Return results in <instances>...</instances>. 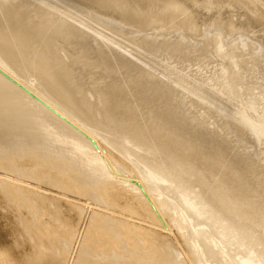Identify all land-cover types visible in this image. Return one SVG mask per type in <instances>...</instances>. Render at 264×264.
<instances>
[{"label":"bare ground","instance_id":"bare-ground-1","mask_svg":"<svg viewBox=\"0 0 264 264\" xmlns=\"http://www.w3.org/2000/svg\"><path fill=\"white\" fill-rule=\"evenodd\" d=\"M262 2L0 0V264H264L262 162L230 141L263 140L264 88L175 66L264 60Z\"/></svg>","mask_w":264,"mask_h":264},{"label":"rangeland","instance_id":"rangeland-1","mask_svg":"<svg viewBox=\"0 0 264 264\" xmlns=\"http://www.w3.org/2000/svg\"><path fill=\"white\" fill-rule=\"evenodd\" d=\"M32 1H33V0H32ZM259 1L262 2L263 0H259ZM262 4L264 5V2H262ZM206 20H207V21H206ZM206 20L203 22L204 24H206V25L212 24V22H211L210 20H208V19H206ZM218 25H220V24H218ZM222 26H223V25H222ZM218 27H219V26H218ZM218 27H215V28H218ZM220 27H221V25H220ZM203 29H206V28L203 27ZM219 29H220V30L222 31V33L224 34V35L221 34L220 37H222L223 39H225L226 37L224 38V36H225V35H229V34H227L226 31L224 32V30H225L224 28L221 27V28H219ZM222 29H223V30H222ZM230 35H231V34H230ZM235 35H236V34H235ZM232 36H233V34L231 35V37H232ZM214 37H215V36H214ZM227 37H229V36H227ZM169 38H170V37H169ZM229 38H230V37H229ZM233 38H234V37H233ZM235 38H236V37H235ZM247 39H248V37L246 38V41H247ZM225 40L227 41V42H226V41H225V42L228 43V38L225 39ZM248 41H249V40H248ZM230 42L233 43L234 40H233L232 38H231V41L229 40V47H231V46H232V47H233V46H234V47H241V46H240V45H241V42L239 43V41H236V42H235V45H233V44L231 45ZM237 42H238V44H240V45L236 46V43H237ZM248 43H249V42L246 43L248 48L250 47V46H249L250 44H251V46H255V43L253 44L251 41H250V44H248ZM230 45H231V46H230ZM225 46H227V44L223 46V47H224V50H226L225 48L228 47V46H227V47H225ZM212 47H213V46H212ZM232 47H231V48H232ZM234 47L232 48V50L234 49ZM242 47H243V46H242ZM247 47H246V50H249ZM231 48H228V49H231ZM253 48H254V47H253ZM255 48H256V47H255ZM214 49H215V48H214ZM228 49H227V51H228ZM235 50L239 52V53L236 52L237 54H240V53L243 51L241 48H240V50H239V49L237 50V48H235ZM241 50H242V51H241ZM252 50H253V49L251 48V51H252ZM254 50H255V49H254ZM222 51H223V49H222ZM230 51H231V50H229V52H230ZM251 51L249 50L250 53L247 51L249 54H245V53H244V54L246 55V56H245L246 58H245L243 55L241 56V54H240L241 57H238L239 55H237V58H238V59H236V60H237L239 63L242 62V63H240L241 65L244 64L245 66H247V65L249 64L247 67H244V66H240V65H239V66H238V69L235 70V72H238L239 75H241V76H235V75L232 74V72H230L231 74H228V73H227L228 75L226 74V75L222 76L223 78H221V74H220V76H219V73H220V70H221V69L218 67V66H220V62L217 63V61H216V60L219 61L221 58L218 59V56H217V58H216V52H215V61H216V62H211V61H210V63H209V62H203V61H202L203 63L200 62V64H198V63H197L198 61H195V62L190 63V64H183V66H181V67H178L177 65H175V66H176V69H177V72H178V73H179V72H183V73H179V74H182V76H183V75L186 76V75H188V74L193 73V75L191 74L192 76L190 75L191 78H190V77L187 78L188 81L191 80L190 82H192V81L197 82L196 80H199V79L201 80V78H202L203 80H201V81L199 80L200 82H202V81H204V80H205V81H210L208 84H209L211 87L208 86L207 82L204 83V84L207 85V87H209V88H208L209 90H208L206 87H205V88L203 87L204 90H206L207 92L210 91L211 88H212V90H211L210 92H208V94L211 93V92L214 93V94H211V95H215V94L220 93V92H218V91H219L218 89H217V93H215V92H214V91H215V88H214V86H213V85L216 84V82L218 81V79H219L220 81H222V80H224V79H227V80H231V79H232V80H237L238 87L243 91V93H244L245 95H249V94H252V92L247 91V90H249V88L247 89V87L252 86V83H253V84H254V83H257V84H260V85L264 83V71H263V69H264V67H263V66H264V62H263V64H262V61H264V60H262L263 58H262V59L255 60V62L258 63V65H261V64L263 65V66H262V65L260 66V67H262V68L259 67V69H255V68H257V67L254 66V67H253L254 70H252L251 67H252V65H255V62L253 63V61H252V62L249 63V62L245 61V59H247L248 57H250V56H249L250 54H251V55L253 54ZM218 52H219V51H218ZM223 52H225V51H223ZM233 52H235V51H233ZM243 52H246V51H243ZM213 53H214V52H213ZM220 53H221V52H220ZM236 53H231V52H230V54H233V55H231V56H234V57H233L234 60H235V58H236V56H235ZM221 54H222V53H221ZM219 57H220V56H219ZM242 57H244V58H242ZM254 57H256V56H254ZM222 58H223V57H222ZM239 58H241L242 60H240ZM251 58H253V56H251L250 58H248V59H250V60H248V61H251V60H252ZM256 58H257V57H256ZM256 58H255V59H256ZM231 59H232V58H231ZM212 60L214 61L213 57H212ZM236 60H235V61H236ZM253 60H254V58H253ZM260 60H262V61H260ZM224 61H225V60H224ZM224 61H222L221 63H224ZM227 61H228V59H227ZM243 61H245V62H243ZM257 61H260V63L257 62ZM246 62H247V63H246ZM206 63H207V64H206ZM214 63H216V64H214ZM225 63H227V62L225 61ZM239 63L236 62V64H239ZM163 64H165L164 61H163ZM166 64H169L170 66H172V64H170V63H167V62H166ZM251 64H252V65H251ZM185 65H186V66H185ZM258 65H257V66H258ZM164 66H165V65H164ZM164 66H163V68H164ZM200 66H201V68H199ZM207 66H210V67H207ZM211 66H213V67H212L213 69H214L215 67H216L215 69L218 68V70H215V69L213 70V69H211ZM165 67H169V66L166 65ZM220 67H221V66H220ZM239 67H240V68L243 67V70H241L242 68L239 69ZM232 69H233V68H231L230 70L233 71ZM255 70H256V71H255ZM260 70H262V71H260ZM213 71H215V72H213ZM217 72H218V73H217ZM257 72H258L259 74H258ZM261 72H263V73H261ZM184 73H185V74H184ZM255 73H257L258 75L255 74ZM83 75H84V73H82V76H83ZM85 75L87 76V73H86ZM85 75H84V76H85ZM229 75H231V77H230ZM84 76H83V77H84ZM188 76H189V75H188ZM260 76H261V77H260ZM83 77H82V78H83ZM89 77H90V75H88L86 78L89 79ZM194 77H196L197 79L195 80ZM212 77H214V78H212ZM239 77H240V80H239ZM255 77H257V78H255ZM189 78H190V80H189ZM220 78H221V79H220ZM228 78H231V79H228ZM262 78H263V79H262ZM163 79H164V78H163ZM192 79H194V80H192ZM206 79H207V80H206ZM210 79H212V81H211ZM257 79H258V80H257ZM259 79H261V80H259ZM86 80H87V79H85V77H84L85 85L87 84V82L90 81V80H87V82H86ZM164 80H165V79H164ZM164 80H163V83L165 82ZM214 80H216V81H214ZM199 81H198V82H199ZM194 82H193V83H194ZM198 82H197V83H198ZM165 83H166V82H165ZM166 84H167V83H166ZM166 84H165V87H167V85H168L167 88L169 89V88H170V87H169L170 84H167V85H166ZM257 84H255V85L258 87V89H259L260 91H259L258 89H257V91L254 90V91H255L254 93L257 94V95H259V93H262V92H263V90H264L263 88H264V87H263L262 85L260 86V85H257ZM88 85H89V83H88ZM199 85H200V84H199ZM86 86H87V85H86ZM200 86H201V85H200ZM167 88H166V89H167ZM172 88H174L173 85L171 86L170 89H172ZM195 88H196V87H195ZM200 88H202V87H200ZM200 88H196V91H198ZM203 88H202V89H203ZM170 89H169V90H170ZM174 89H175V88H174ZM174 89H173V90H174ZM176 89H177V88H176ZM176 89H175V91L172 92L173 94H171V92H170L171 90L169 91L170 96H172V95H174V94H176V93H177L178 95H181L182 93H184V94H189L188 92L185 93L184 90H183L184 92H181V94H180V92L178 93ZM181 89H182V88H181ZM262 89H263V90H262ZM178 91H180V88H178ZM206 91H204V92H206ZM261 91H262V92H261ZM221 93H222V92H221ZM191 94H192V93H190L188 96H191V98H193V100H196L197 102H202L201 100H200V101L197 100V98H196L197 96H196V95H191ZM206 94H207V93H206ZM178 95H176V96H178ZM182 95H183V94H182ZM219 95H220V97H219ZM174 96H175V95H174ZM174 96H173V98H174ZM176 96H175V97H176ZM186 96H187V95H186ZM186 96H182V98H184V97H186ZM223 96H225V94H223L222 96H221V94H218V96L216 95L217 98H218V97H219V98H222ZM212 97H213V96H212ZM212 97H211V98H212ZM225 97H226V96H225ZM173 98L171 97L170 99H173ZM182 98H181V99H182ZM189 98H190V97H189ZM189 98L186 97V98H184V99L187 100V99H189ZM191 98H190V99H191ZM209 98H210V97H209ZM219 98H218V99H219ZM175 99H176V100H175ZM178 99H179V102H181L180 97H178ZM178 99H177V98H174V99H173V103L175 102V103H176L177 105H179V106H178V107L174 106L175 103L173 104V106L176 107V110H177V111H179V112H181V114H183L182 110L180 111L179 108H184V107H185L184 109L187 110V109H186V108H187L186 106H187L189 103L186 104L187 102L185 103V100L182 99V100H183L182 103H183V104H184V103L186 104V105L183 106L182 103H181V104H182V105H181L180 103H177V102H176V101H178ZM224 99H225V98H224ZM224 99H223V100H224ZM237 99L239 100V98H232L231 101L225 99V103H227V101H229L228 104H227V107H228V105H229V107H230V109H229V107H228V108L226 109V111H231L232 109L235 110V109H238V108H239V109L243 108V109H246L245 111H247V106H246V104L241 103V102H240L241 99H240L239 101H238ZM191 100H192V99H191ZM191 100H190V101H191ZM210 100H211V99H210ZM187 101H188V100H187ZM190 101H188V102H190ZM237 101H238V102H237ZM241 101H242V100H241ZM204 102H205V101H204ZM204 102H202V103H198V104H201V106H203V105L205 104V108H207V109H209V110L212 109V110H214V112H215V114H213V111H212V113H210L209 115H212V114H213V115H218V116L216 117L217 120H219V119L226 120L225 123H223V122H224L223 120H222L223 122L220 120V121H217V122H215V123H211V120H210V119H211V116H210V119H209V117L207 116L208 118H206V119L210 120V123H211L212 125H215L216 123L218 124V123H220V122H221V124H224V125H225V126H222L223 128H224V127L226 128L227 125H228V126L230 125L229 127L227 126V127H228L227 131H229V130H230L229 128H230L231 126L235 125V123L238 122V121L236 122V121L234 120V118L232 119L231 117H229V116L227 115L228 118H229V120H230V121H229L230 124H228V122H227V119H228V118L224 117L225 114H222V113H225V112H222V111H221V112H222V113H221V112H219L220 110L218 111V109H214V107L212 108L208 103H206V102L204 103ZM262 102H263V101H262ZM263 103H264V102H263ZM244 105H245V106H244ZM262 105H263V104H260V105H259L260 107H258V108H260V109L257 108V113H255L254 111H249V112L247 111L248 114H251V115H253V116L257 115L259 112H261V111H259V110L262 109V108H261ZM180 106H182V107H180ZM228 109H229V110H228ZM183 111H184V110H183ZM188 111H189V110H187V112L184 111V114H183V115L186 116V117L183 116V117L186 118V120L188 119L189 114L191 115V113H188ZM210 112H211V111H210ZM185 113H188V115L185 114ZM220 113H221V114H220ZM219 114L221 115V118H219ZM176 116H178V115L176 114ZM187 116H188V117H187ZM181 117H182V116H181ZM191 117H192V116H191ZM214 118H215V117L212 116V119L215 121L216 119H214ZM179 119H181V118H179ZM231 119H232V120H231ZM208 120H207V121H208ZM213 120H212V122H214ZM182 121L185 122L184 120H182ZM208 123H209V121H208ZM211 124H210V125H211ZM226 124H227V125H226ZM238 124H239V122H238ZM238 124H236V126H237ZM210 125H209V126H210ZM219 125H220V124H219ZM216 126H217V125H215V128H213L214 130L212 129L214 132H215V131L218 132V130H219V129L216 130ZM238 126H239V125H238ZM240 126L242 127L243 125L240 124ZM217 128H218V127H217ZM243 128H244L243 130H242V129H240V130H241V131H245L246 126L243 127ZM248 128H249V127H248ZM248 128H246L247 131H249ZM220 129H222V128H220ZM220 131H221V133H222L223 131H225V129H224L223 131H222V130H220ZM250 131H251V130H250ZM250 131H249V132H250ZM217 132H215L216 135H218ZM225 132H226V131H225ZM225 132H223V133H225ZM249 132H248V134H249ZM219 133H220V132H219ZM221 133H220V134H221ZM223 133H222V134H223ZM226 133H227V132H226ZM226 133H225L224 135H228V133H227V134H226ZM245 133H247V132H244V134H245ZM233 134H234V135L231 134V136H232V140H234V138H235V139L237 138L236 141H235V140H234V141L230 140V139H229L230 137L227 139V137L230 135V131H229V135H228V136H225L224 139L226 138L227 141L230 140L231 142H235V143L232 144V145H231L229 142H226V143H229V144L231 145V147L234 146V145H236V144H238V145L240 144V145H239L240 148L238 147V145H236V146L238 147V150H239V152H240L241 155H243V154H245V153H250L251 155L253 154L251 157H255V159H258V160H256L257 162H258V161H260V163L262 162V163H261V165H262V169H261V165H260L259 162L256 163V165L258 164L257 167H258L259 165H260V167L255 169V168H254L255 166H254L253 168H254V171H255V172H257L259 169H261L262 171H260V173H256V174L259 175V174L262 173V174H263L262 178L264 179V137H263L264 135H260L261 137H263V140L260 139L261 142H259V143L257 144L256 141H254V142H256V143H252V139H253V137H250V138H252L251 140H250V138L247 139L246 137H248V135H246V137L243 136V137L245 138V142H243V140H242L243 143H240L241 141L239 142L238 139H240L241 137H240V138H238V137H234V136H239V135H236L235 132H234ZM244 134H243V135H244ZM224 135H223V136H224ZM252 135H253V134H251V136H252ZM219 136H220V135H219ZM219 138L222 139V137H219ZM254 138H255V137H254ZM241 139H242V138H241ZM246 139H247V140H246ZM253 140H255V139H253ZM230 145H229V146H230ZM237 147H234V149H236ZM243 148H244V149H243ZM234 149H233V150H234ZM230 151H232V150H230ZM233 152H234V151H233ZM235 152H237V150H236ZM239 152H237V153H238L237 155H239ZM244 152H245V153H244ZM250 154H246V155H250ZM239 157H241V156H239ZM242 157H243V159H245L244 156H242ZM246 157H247V156H246ZM248 158H250V156H249ZM248 158H247V159H248ZM251 159H252V158H251ZM253 160H254V159H253ZM253 160H252V162H253ZM250 161H251V160H250ZM254 163H255V162H254ZM252 164H253V163H252ZM251 167H252V166H251ZM251 167H250V168H251ZM257 169H258V170H257ZM252 170H253V169H252ZM255 172H254V173H255ZM262 174H261V175H262ZM257 175H255V176H257ZM261 175H260V177H261ZM254 178H256V177H254ZM254 178H253V179H254ZM257 178H258V176H257ZM258 179H259V178H258ZM254 180H256V179H254ZM254 180H253V183H255ZM258 181H259V180H258ZM259 182H260V181H259ZM262 182H264V180H263ZM256 183H258V182L256 181ZM258 184H259V183H258ZM260 184H261V183H260ZM262 184H263V183H262ZM255 185H257V184H255ZM0 245H1V238H0ZM2 245L8 247V244L5 243V242H3Z\"/></svg>","mask_w":264,"mask_h":264}]
</instances>
